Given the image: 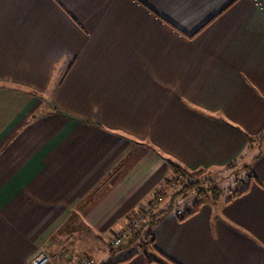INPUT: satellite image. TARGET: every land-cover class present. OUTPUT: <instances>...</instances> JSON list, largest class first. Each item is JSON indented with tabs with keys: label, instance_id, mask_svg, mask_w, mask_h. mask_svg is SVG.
<instances>
[{
	"label": "crops",
	"instance_id": "obj_1",
	"mask_svg": "<svg viewBox=\"0 0 264 264\" xmlns=\"http://www.w3.org/2000/svg\"><path fill=\"white\" fill-rule=\"evenodd\" d=\"M239 157L261 184L162 215L152 258L264 264V0H0V264H94L168 162Z\"/></svg>",
	"mask_w": 264,
	"mask_h": 264
},
{
	"label": "trees",
	"instance_id": "obj_2",
	"mask_svg": "<svg viewBox=\"0 0 264 264\" xmlns=\"http://www.w3.org/2000/svg\"><path fill=\"white\" fill-rule=\"evenodd\" d=\"M248 141L250 142V139H248ZM239 161H242L241 157L227 163L223 167L226 169H230L234 165H236ZM168 165L170 171L172 172L173 177L168 180H164L163 183H161V185L153 192L151 197H153L154 199H157L158 197L159 199L163 198V196L166 194L167 190L165 189L167 187H173V192L169 195V201L166 204V206H164V208L158 210L156 213H153L149 216L148 222H146L145 224L150 228L156 223V221L162 215L172 211L174 207L178 206L177 204L174 203V200L176 198L184 199L189 194H193L194 196L189 207L185 204L184 207L180 209L177 208L175 209L178 220H184L189 216H191L192 214H194L202 204L215 203L219 199H221V197H223L222 189L217 185L216 181L213 180L212 177L208 175V171L210 169H188L172 161L168 162ZM242 170L244 171L243 178L242 177L239 178L238 181L239 184H242V187L238 188L235 191H232L228 199L244 193L248 189V186L252 179H254L257 183L261 184L260 181H258V179L256 178V176L251 172L250 166L247 165L245 162L242 166ZM238 182H235L234 185L236 186ZM151 199L152 198L147 200L148 203L152 202ZM139 211L141 212L142 209L140 208ZM135 215H133L132 213V217ZM143 225L144 224H142L139 230L137 231L134 230L132 232L135 237L139 234L142 235ZM145 237L149 239H147L142 244V248H143L142 253L147 258V261L149 263L155 262L157 264H162V262H160L156 258H152L151 253L147 251L148 248H145V245H149V244L151 245L153 243L151 233L147 232ZM134 254L135 253L128 255L126 258L119 260L118 262H124L130 259L131 257H133Z\"/></svg>",
	"mask_w": 264,
	"mask_h": 264
},
{
	"label": "rangeland",
	"instance_id": "obj_3",
	"mask_svg": "<svg viewBox=\"0 0 264 264\" xmlns=\"http://www.w3.org/2000/svg\"><path fill=\"white\" fill-rule=\"evenodd\" d=\"M244 162L239 161L236 165H234L230 169H226L224 167L222 168H216V169H210L208 171V175L212 177L213 180L216 181L217 185L222 189L223 197H229L232 191L237 190L238 188L242 187V184H239V178H243L244 171L242 170ZM172 172H169V175L165 177V180H168L172 178ZM235 182H238L236 186L234 185ZM170 186V185H169ZM167 187V186H166ZM165 190L166 194L163 196V198L159 197L157 199H154L151 197L152 202L148 203L147 200L143 201V203L139 206L142 211L138 212L137 210L133 212V215L135 216H129L127 220L126 226L119 230L118 232L114 233L109 239H106L103 242V247L108 246L111 248V251H106V255L103 256V253H99L96 257L98 258L94 264H103V263H110L114 260L121 258L123 256L130 255L136 251L142 252V244L149 238H146L145 235L147 232H150V227L147 226L145 223L148 222L149 216L153 213H156L158 210L164 208L166 204L169 201V195L173 192V187H167ZM194 196L193 194L187 195L184 199L176 198L174 200V203L177 204V207H174L172 212H175V209H180L184 207L186 204L188 207L190 206V203L192 202ZM139 208V209H140ZM142 227V235H137L136 237L133 235V231H137ZM132 227V228H131ZM121 231L126 232V237L122 240H120V243L116 246L112 245V241L118 236ZM140 236V237H139ZM145 238V240H144ZM106 248V247H105ZM145 248H148L149 253H153L152 244L145 245ZM109 252V253H107ZM157 256V255H156ZM100 257V258H99ZM109 258V259H107ZM107 259V260H106ZM113 260V261H112ZM56 264V263H55ZM62 264V263H61ZM92 264V263H91Z\"/></svg>",
	"mask_w": 264,
	"mask_h": 264
},
{
	"label": "built area",
	"instance_id": "obj_4",
	"mask_svg": "<svg viewBox=\"0 0 264 264\" xmlns=\"http://www.w3.org/2000/svg\"><path fill=\"white\" fill-rule=\"evenodd\" d=\"M126 237V232L121 231L119 234V237L117 236L113 241L112 245L116 246L120 243V240L124 239ZM29 264H54L51 261V258L49 255L43 251L38 250L30 259ZM77 264H91V260L88 259H81Z\"/></svg>",
	"mask_w": 264,
	"mask_h": 264
}]
</instances>
